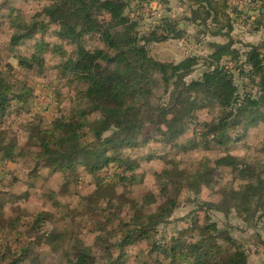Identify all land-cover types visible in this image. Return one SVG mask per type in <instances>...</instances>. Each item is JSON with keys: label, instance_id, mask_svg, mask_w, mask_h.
I'll return each mask as SVG.
<instances>
[{"label": "trees", "instance_id": "trees-1", "mask_svg": "<svg viewBox=\"0 0 264 264\" xmlns=\"http://www.w3.org/2000/svg\"><path fill=\"white\" fill-rule=\"evenodd\" d=\"M37 1L45 4L30 20L15 8L9 7L6 13L14 29L12 45L32 49L29 56H18L19 65L44 70L49 55L62 57L59 71L76 87L72 89L71 114L60 116L53 127L38 129L34 172L50 168L67 173L83 168L95 178L93 192L84 197L85 210L89 215L99 213L102 220L89 231L90 241L75 239L63 255L64 263L248 264L241 245L210 222L213 212L228 215L232 210L246 213L248 220L258 214L264 219V173L245 160L230 154L215 160L204 157L192 172H181L174 162L177 167L157 174L155 191L118 201L114 195L104 194L109 183L136 180L138 164L129 149L155 143L170 146V153L215 150L232 141V132L264 125V42L247 44L248 52L243 55L230 39L225 44L211 43V54L206 57L190 55L179 63L161 62L150 57L149 46L183 40L179 23L165 19L163 29L141 34L136 29L139 23L127 15V0ZM191 1L197 6L191 21H211L219 28L228 18L227 34L232 36L235 25L228 17L227 0ZM259 1L264 5V0ZM225 58L240 64L236 69L246 82L242 93L237 75L223 65ZM199 66L205 69L200 78L189 79ZM12 71L9 67V72L0 73L1 118L7 117L13 103H24L29 92L23 83V90L16 89ZM249 86L254 90H247ZM207 109L211 120L199 121L200 112ZM107 133L110 135L105 136ZM188 133L191 136L182 139ZM16 146L0 130V160L16 162L21 153ZM150 153L157 157L156 151ZM110 166L116 169L113 177L99 175ZM221 169L230 170L234 179L222 184L223 199L207 201L201 207L205 215L202 225L198 220L191 225L199 233L196 240L186 239L189 231L163 232L184 193L198 195L203 187L209 188ZM92 202L96 206L91 207ZM21 219L9 223L16 233L1 242L0 264H38L42 247L64 246V233L52 230H38L35 237L24 240L23 231L17 230ZM53 219L41 212L34 225L42 227ZM133 249H138L135 254Z\"/></svg>", "mask_w": 264, "mask_h": 264}, {"label": "rangeland", "instance_id": "rangeland-1", "mask_svg": "<svg viewBox=\"0 0 264 264\" xmlns=\"http://www.w3.org/2000/svg\"><path fill=\"white\" fill-rule=\"evenodd\" d=\"M127 1L130 3L127 15L139 23L136 29L141 34H149L159 27L163 29L165 19L179 23L184 29L183 40L171 39L149 46L150 57L161 62L179 63L190 55L203 58L211 54V43L225 44L230 39L235 41V48L241 49L243 55L248 52L247 44L259 45L264 42V18L261 16L264 5L259 0H227L228 17L235 25L232 36L227 34L228 18L223 19V24L219 28L214 27L211 21L207 23L202 19L191 21L197 9L194 1ZM44 4L37 0H0V73L9 72L11 67L13 69L11 80L16 82V89L23 90V84L29 89L24 96V103L19 105L13 103L7 117H0V130L8 134V139L17 145V153L21 152L16 162L0 160V249L1 244L11 240L16 233V230L12 231L9 223L15 218H22L17 230L23 231L24 240L33 235L35 237L38 230L64 233L66 238L64 246L42 247L39 251L38 264H65L63 255L71 249L75 239L80 237L90 241L89 231L97 228V223L102 220L99 213L89 215L85 210L84 197L93 192L95 178L83 168L67 173H56L50 168L36 169L37 172H34V159L38 151L35 137L38 135V129L53 127L60 116L71 114V101L74 97L72 89L76 84L71 85L70 80L59 71V66L64 61L62 57L49 55L44 70L28 69L19 65L18 56H29L32 49L20 43L19 46L12 45L14 29L10 25V20L6 18V13L9 12V7L15 8L30 20ZM215 31L220 32L212 35ZM49 39L56 42L53 37ZM67 50L71 52V48L67 47ZM224 61L233 63V67L229 64L227 66L237 75V83L242 93L246 82L241 81L239 77L241 71L236 69L240 64L236 66L235 60L231 58H225ZM204 70V67L199 66L189 79H199ZM247 90L252 91L254 88L249 86ZM198 119L202 122L210 121L209 110L200 112ZM237 131L232 132V141L227 146L215 150L193 149L178 152L172 150L170 153V146L164 147L155 143L147 147L137 146L129 149L127 151L132 155V160L138 164L136 180L134 183H111L112 185L109 183L105 187L104 195L108 197L114 195L117 201L122 197L142 196L156 190L159 185L157 174L164 169H173L177 167L175 163H178L182 168L181 172H192L196 168V163L204 157L215 160L230 154L251 163L264 173V125L253 127L248 132ZM109 135L110 133L105 134ZM190 136L188 133L182 139L186 140ZM151 151H156L157 157L151 154ZM150 154L154 157L149 158ZM115 172L116 169L110 166L99 175L113 177ZM220 172L221 175H216L215 178L213 176L212 186L203 187L198 195L184 193L180 199V207L172 220L162 227L163 232L166 231L169 235L178 231L186 234L189 231L186 239L196 240L199 233L193 231L191 225L193 226L197 220L198 224L202 225L205 215L201 207L207 201L223 199L226 192L221 188L222 184L231 183L234 179L230 170L221 169ZM90 204L94 207L97 203ZM41 212L51 214L54 219L42 227H36L35 216ZM210 222L216 223L222 231H227L237 244L241 245L248 256V264H264V219H259V214L248 220L246 213L239 215L233 210L228 215L213 212ZM224 245L226 246V243ZM137 250L133 249L132 253L135 254ZM139 262L140 260L131 264Z\"/></svg>", "mask_w": 264, "mask_h": 264}, {"label": "built area", "instance_id": "built-area-1", "mask_svg": "<svg viewBox=\"0 0 264 264\" xmlns=\"http://www.w3.org/2000/svg\"><path fill=\"white\" fill-rule=\"evenodd\" d=\"M226 61H224V64L223 65H225L227 68H230L229 66H227V64H229L230 66H232L233 67V63L232 62H226ZM231 69V68H230Z\"/></svg>", "mask_w": 264, "mask_h": 264}, {"label": "crops", "instance_id": "crops-1", "mask_svg": "<svg viewBox=\"0 0 264 264\" xmlns=\"http://www.w3.org/2000/svg\"><path fill=\"white\" fill-rule=\"evenodd\" d=\"M261 13L264 14V9H262Z\"/></svg>", "mask_w": 264, "mask_h": 264}]
</instances>
